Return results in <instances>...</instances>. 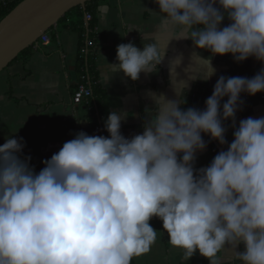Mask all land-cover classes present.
<instances>
[{
	"label": "clouds",
	"instance_id": "obj_1",
	"mask_svg": "<svg viewBox=\"0 0 264 264\" xmlns=\"http://www.w3.org/2000/svg\"><path fill=\"white\" fill-rule=\"evenodd\" d=\"M157 16L179 39H188L210 72L212 57L249 58L262 67L253 77L220 76L201 111L151 94L154 116L141 134L125 138L127 113L112 111L107 136L84 132L65 142L39 173L21 158L22 138L0 146V264H131L148 253L162 223L168 243L189 260L209 261L226 246L240 264H264V117L235 127L241 96L264 93V0H152ZM227 19V26L222 22ZM132 31V30H130ZM166 51L155 42L116 48L104 82L116 74L132 82L157 71ZM194 169L207 135L223 149ZM243 244L242 252L234 250Z\"/></svg>",
	"mask_w": 264,
	"mask_h": 264
},
{
	"label": "crops",
	"instance_id": "obj_2",
	"mask_svg": "<svg viewBox=\"0 0 264 264\" xmlns=\"http://www.w3.org/2000/svg\"><path fill=\"white\" fill-rule=\"evenodd\" d=\"M10 0H0L4 5ZM96 70L98 84L106 94L110 112L127 113L121 123V134L131 138L141 134L144 119L154 116L155 109L151 94L174 100L185 107L186 98L198 83L214 87L220 76H254L262 65L252 58L235 63L231 56H215L210 66L213 75L206 82L202 80L210 68L202 59L210 56L208 51H197L188 39L178 35L150 12L158 7L152 0H98ZM74 18V17H73ZM225 19L221 27L227 26ZM83 24L87 27L85 18ZM80 30V29H79ZM132 30V31H130ZM82 36L74 28L72 19L57 23L52 27L49 41L34 46L27 61L17 60L0 73V146L7 138H22L24 148L21 158L30 157L29 166L39 173L42 163L57 153L63 144L84 132L95 135L88 120L84 104L72 102V94L79 83L76 64ZM132 42L137 48L155 42L166 55L157 71L150 75L141 73L132 82L116 74L108 85L104 82L106 63L116 62V48L120 44ZM264 117V93L255 96H241V106L235 116V127L246 118ZM226 144L222 147L207 135L202 138L207 147L195 154L194 169L207 167L215 155L226 150L232 142L234 126L231 121L224 122ZM212 143L217 153L211 149ZM156 230L157 239L151 250L134 257L132 264H209V261L195 253L188 261L182 250L168 243V235L162 223L156 218L149 221ZM243 244L234 251L242 252ZM218 264H240L230 248L217 254Z\"/></svg>",
	"mask_w": 264,
	"mask_h": 264
},
{
	"label": "trees",
	"instance_id": "obj_3",
	"mask_svg": "<svg viewBox=\"0 0 264 264\" xmlns=\"http://www.w3.org/2000/svg\"><path fill=\"white\" fill-rule=\"evenodd\" d=\"M21 1L22 0H10L4 5H0V20L3 19ZM97 1L98 0H89L85 3L84 9L81 6L71 9L58 21V23H63L68 18L72 19L74 28H77L79 34L82 36L76 64V71L78 73L79 80L82 75H85V85L91 92V96L86 101H84L83 104L88 111V120L90 122V126L95 132V135L107 136V133L103 128V122L107 119L110 110L107 104L105 91L98 84L96 54L94 52V46L97 43V34L95 30L99 7ZM86 14L91 16L87 27H85L83 24V17ZM86 37H88V39L93 42V46L87 48L85 53H81V49L85 47ZM33 48L34 46H31L21 51L14 61H27L30 58ZM251 77L252 76H247V78ZM212 90L213 87L209 86L207 83L196 84L186 98L185 107H193L201 110L202 104L212 94ZM207 141L212 145L208 139ZM211 149L214 153H217V150L213 145L211 146Z\"/></svg>",
	"mask_w": 264,
	"mask_h": 264
},
{
	"label": "water",
	"instance_id": "obj_4",
	"mask_svg": "<svg viewBox=\"0 0 264 264\" xmlns=\"http://www.w3.org/2000/svg\"><path fill=\"white\" fill-rule=\"evenodd\" d=\"M88 1L22 0L17 4L0 20V73L21 51L37 46L40 36L52 29L67 12L77 6L84 9Z\"/></svg>",
	"mask_w": 264,
	"mask_h": 264
},
{
	"label": "built area",
	"instance_id": "obj_5",
	"mask_svg": "<svg viewBox=\"0 0 264 264\" xmlns=\"http://www.w3.org/2000/svg\"><path fill=\"white\" fill-rule=\"evenodd\" d=\"M84 18H85V21H86L87 26H88V21L91 19V16L89 14H86L84 16ZM49 34H50V30L47 31L46 33H44L43 35H41L39 40H38V44H44V43L48 42L49 41ZM92 46H93V42L91 40H89L88 37H86L85 47L83 49H81L80 52L85 53L86 49L89 47H92ZM85 78H86L85 75H82L80 77V81L77 84V86H76V88L72 94L73 104H76V105L83 104L84 101H86L91 96L90 90L85 85Z\"/></svg>",
	"mask_w": 264,
	"mask_h": 264
}]
</instances>
